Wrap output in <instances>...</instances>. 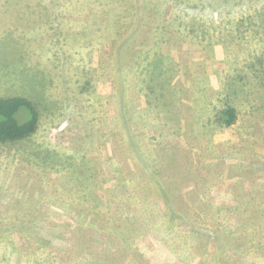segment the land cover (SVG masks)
<instances>
[{"label":"rangeland","instance_id":"374dc122","mask_svg":"<svg viewBox=\"0 0 264 264\" xmlns=\"http://www.w3.org/2000/svg\"><path fill=\"white\" fill-rule=\"evenodd\" d=\"M11 96L0 264H264V0H0Z\"/></svg>","mask_w":264,"mask_h":264},{"label":"trees","instance_id":"16d2710c","mask_svg":"<svg viewBox=\"0 0 264 264\" xmlns=\"http://www.w3.org/2000/svg\"><path fill=\"white\" fill-rule=\"evenodd\" d=\"M219 118V124L232 126L238 121L237 111L226 106ZM39 125V107L33 100L21 96L0 97V145L18 144L30 139Z\"/></svg>","mask_w":264,"mask_h":264}]
</instances>
